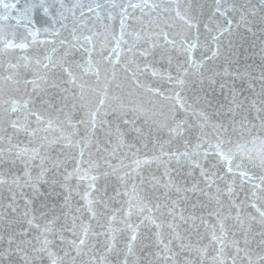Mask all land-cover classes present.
Returning a JSON list of instances; mask_svg holds the SVG:
<instances>
[{
    "label": "snow or ice",
    "instance_id": "snow-or-ice-1",
    "mask_svg": "<svg viewBox=\"0 0 264 264\" xmlns=\"http://www.w3.org/2000/svg\"><path fill=\"white\" fill-rule=\"evenodd\" d=\"M0 264H264V0H0Z\"/></svg>",
    "mask_w": 264,
    "mask_h": 264
}]
</instances>
